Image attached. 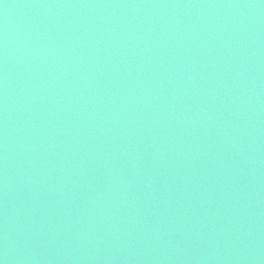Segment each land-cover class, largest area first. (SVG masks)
Masks as SVG:
<instances>
[{
  "label": "water",
  "instance_id": "95a60500",
  "mask_svg": "<svg viewBox=\"0 0 264 264\" xmlns=\"http://www.w3.org/2000/svg\"><path fill=\"white\" fill-rule=\"evenodd\" d=\"M0 264H264V0H0Z\"/></svg>",
  "mask_w": 264,
  "mask_h": 264
}]
</instances>
